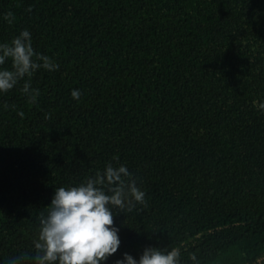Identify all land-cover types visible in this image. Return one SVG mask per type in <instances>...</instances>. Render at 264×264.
<instances>
[{"label": "trees", "instance_id": "obj_1", "mask_svg": "<svg viewBox=\"0 0 264 264\" xmlns=\"http://www.w3.org/2000/svg\"><path fill=\"white\" fill-rule=\"evenodd\" d=\"M21 29L58 68L25 77L34 102L23 81L0 93V264L31 256L56 187L106 162L146 204L114 209L104 264L149 245L182 264L264 254V0H0V42Z\"/></svg>", "mask_w": 264, "mask_h": 264}, {"label": "clouds", "instance_id": "obj_2", "mask_svg": "<svg viewBox=\"0 0 264 264\" xmlns=\"http://www.w3.org/2000/svg\"><path fill=\"white\" fill-rule=\"evenodd\" d=\"M6 61L9 67H3ZM38 68L54 71L58 65L50 56L34 50L27 29H21L8 42H0V93L23 81L21 92L34 102L38 90L31 88L25 77H31ZM80 95L79 89L70 91L75 100ZM252 104L264 112V99ZM116 159L114 156L113 161ZM137 204H146L145 192L132 173L123 163L106 162L103 169L84 180L53 190L46 211L36 218L33 253L10 257L6 264H104L120 245L114 209L131 211ZM188 260L199 264L195 254H189ZM113 264H182L181 249L149 245L136 258L121 253ZM254 264H264V254L257 256Z\"/></svg>", "mask_w": 264, "mask_h": 264}]
</instances>
